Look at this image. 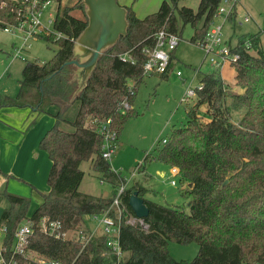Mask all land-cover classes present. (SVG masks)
I'll list each match as a JSON object with an SVG mask.
<instances>
[{
    "label": "trees",
    "instance_id": "obj_1",
    "mask_svg": "<svg viewBox=\"0 0 264 264\" xmlns=\"http://www.w3.org/2000/svg\"><path fill=\"white\" fill-rule=\"evenodd\" d=\"M6 1L9 4L0 8V18L16 22V3ZM179 1L164 0L157 12L144 19L126 7L127 36H122L108 52L114 54L105 63L100 59L87 86L73 102L78 88L77 67L63 66L75 58L74 45L89 20L72 15L73 8L59 10L55 28L66 37L48 38L59 46L54 58L46 63L28 62L18 95L0 97V110L30 107L47 113L52 106L58 108L55 124L40 142V149L52 162L50 191L44 194L42 204L31 214L28 198L2 191L7 207L0 224L8 226L10 245L16 230L27 219L36 224L45 217L61 221L64 230L70 232L89 230L86 217L108 210L118 219V208L112 207L115 196H94L79 190L85 176L80 167L92 161L94 170L110 183L124 180L103 158L101 123L112 119L119 140L128 119L136 115L132 108L122 109V103L128 100L133 104L145 78L147 55L143 50L154 48L156 35L162 30L181 38L182 29L189 24L194 29L191 41L203 42L223 0H200L197 12L179 8ZM235 50L241 58L231 68L235 69V85L241 92L234 93L218 71L204 74V88L196 104L187 108V125L173 131L155 158L177 168L182 184H192L183 190L192 199L187 204L189 212L146 199L143 186L126 189L120 206V243L126 254L121 264H264V51L260 35L240 39ZM125 54L127 59H123ZM173 59L174 51L170 66ZM170 66L161 75L163 79L168 78ZM76 102L79 111L70 122L74 131H64L60 124ZM233 113L242 116L235 120ZM148 160L149 156L140 170H145ZM135 191L149 208L143 224L129 205ZM131 218L137 221L131 224ZM172 242L197 243L198 255L192 261L175 260L169 251ZM29 248L63 264H114L113 258L107 256V237L101 232L83 249L81 243L57 240L36 225Z\"/></svg>",
    "mask_w": 264,
    "mask_h": 264
},
{
    "label": "rangeland",
    "instance_id": "obj_2",
    "mask_svg": "<svg viewBox=\"0 0 264 264\" xmlns=\"http://www.w3.org/2000/svg\"><path fill=\"white\" fill-rule=\"evenodd\" d=\"M118 2L121 6L133 8L137 17L144 19L157 12L164 0H118ZM199 4L200 0H180L178 7L192 8L197 12ZM82 5L83 7L80 8ZM65 8H73L71 14L78 18L86 16L88 20L91 19L88 14L89 7L83 1L79 3L78 0H62L61 3L55 5L56 10L63 11ZM214 25L222 26L224 42L233 47L242 38L260 35L264 51V0H239L232 17L216 16ZM180 26L182 27L181 23ZM193 35L194 29L190 24L182 29L179 45L174 50V59L168 78L163 79L161 75L157 74L146 75L139 85L133 104L130 103L136 115L128 119L110 159L112 169L120 173L124 180L120 184L114 185L94 170L92 161H85L80 167L85 173L79 188L81 192L113 198L118 194L120 186L131 189L139 185L147 190L146 199L164 206L184 208L189 212L187 204L192 199L183 193V190L187 189V185L181 183L180 177L172 173V168L169 165L155 158L159 149L163 147L162 140L169 139L175 129L187 125V108L197 102L196 99L189 104L181 102L188 88L198 87L204 74L215 71L208 62L209 58H207L203 47L191 41ZM0 42V97H16L26 64L33 61L49 62L59 50L57 43L48 41L47 36L43 35L32 43L30 49L22 52V58H16L12 43L20 44L19 39L1 32ZM76 45L77 47L85 46L82 41H76ZM114 47L106 49L101 55L103 63L114 54V52L108 53ZM224 70L225 68L220 71L222 76ZM178 72L182 73L181 78L177 75ZM234 72L233 68L228 73L225 70V80L232 84L234 93H240L241 89L235 85ZM130 84L134 85L132 82ZM51 112H55L54 108ZM77 114L78 102L68 109L65 117L69 121H74ZM233 116L235 120H239L242 114L233 113ZM54 124L52 115L41 114L35 123L29 121L27 127L42 132V140ZM65 128L70 129L69 125H66ZM147 156H149V160L145 170H140ZM47 159L44 172L40 173V168L36 165L27 170L28 173L42 180L45 185L43 189L32 191L27 181H19L12 173L10 174L14 177L8 175L9 182L0 187V223L3 211L7 207V202L2 195L4 189H7L9 193L28 198L31 202L29 210L31 214L42 204L44 193L46 194L50 187L48 179L51 164L48 157ZM173 180L176 185L172 184ZM85 221L90 230L96 229L94 216H87ZM169 251L175 260L192 261L198 255L199 245L194 242L190 244L172 242L169 244Z\"/></svg>",
    "mask_w": 264,
    "mask_h": 264
},
{
    "label": "built area",
    "instance_id": "obj_3",
    "mask_svg": "<svg viewBox=\"0 0 264 264\" xmlns=\"http://www.w3.org/2000/svg\"><path fill=\"white\" fill-rule=\"evenodd\" d=\"M14 10L17 14L16 22H7L0 18V33H7L19 39L12 43V48L15 51L14 57L22 58V52L30 49L32 43L42 37L63 39L66 36L56 30V21L59 10L55 9V5L60 3L58 0H13ZM239 0H223L218 12L219 15H227L230 18L236 8ZM9 3L6 0L0 2V8H4ZM180 37L175 34L166 33L164 30L156 35V44L154 48H146L143 52L147 55V60L144 64V75H162L167 71L171 63V53L179 45ZM1 44V42H0ZM198 45L202 46L207 53L208 62L215 71L220 72L225 67H231L241 58L235 47L227 44L223 40L222 26L212 24L206 38ZM250 47V44L248 43ZM125 54L123 59H127ZM135 63L134 61H132ZM221 74V73H220ZM177 75L181 78L182 73ZM132 86V84H131ZM204 85L196 88H188L187 92L181 99L182 103L189 104L195 100L198 93L202 91ZM122 109H131V104L128 100L122 103ZM99 133L102 137V155L103 158L110 161L114 153L115 144L118 142V135L113 125V120L108 119L101 123ZM162 143H167V138L162 140ZM174 175H179L177 168L172 169ZM173 185L176 182L172 181ZM126 190V186H120L118 194L115 195L112 207L118 208V219L110 215V210L101 215H92L95 217L96 229L87 230L79 229L73 232L65 231L61 221L50 220L43 218L39 224H36L32 219H27L22 223L14 234L12 244L8 241V226L0 225V264H63L58 260L48 259L40 256L32 251L30 246L31 237L35 233V226L38 225L40 230L57 240H70L79 242L84 249L93 238L101 232L107 237V256L112 257L114 264H121L125 257L120 243V230L122 221V194ZM132 219V218H131ZM128 222L134 224L136 219ZM143 224V222L141 221ZM74 264V263H72Z\"/></svg>",
    "mask_w": 264,
    "mask_h": 264
},
{
    "label": "crops",
    "instance_id": "obj_4",
    "mask_svg": "<svg viewBox=\"0 0 264 264\" xmlns=\"http://www.w3.org/2000/svg\"><path fill=\"white\" fill-rule=\"evenodd\" d=\"M230 69L232 68L225 67L227 73L230 72ZM224 72L222 78L225 80ZM233 78H235V72ZM225 82L232 86L230 82L226 80ZM53 108L55 112H51ZM57 112L58 108L56 106L50 107L47 113L35 112L30 107H6L0 110V169L2 171L0 173V187L7 185L9 182L8 175L13 176L10 173L14 174L19 181H27L32 191L45 187L41 179L27 171L36 165V167L40 168V173L44 172L48 160L47 157L49 158L48 154L40 149L42 132L30 129L27 124L29 121L30 123H35L41 114L52 115L55 122L54 115ZM64 119L65 121L60 124L61 129L73 132L74 128L70 123L73 121L67 120L65 116ZM66 125H69L70 129H66ZM24 130L25 132H23ZM49 161L52 167L50 158ZM185 184L190 188V183Z\"/></svg>",
    "mask_w": 264,
    "mask_h": 264
},
{
    "label": "water",
    "instance_id": "obj_5",
    "mask_svg": "<svg viewBox=\"0 0 264 264\" xmlns=\"http://www.w3.org/2000/svg\"><path fill=\"white\" fill-rule=\"evenodd\" d=\"M82 1L89 7L88 14L91 18L88 26L77 39V41H82L85 46L77 47L75 43V58L63 66L74 65L77 67L75 79L78 81V88L74 92L71 102L87 86L104 51L116 46L122 36H127L129 27L128 10L121 6L118 0ZM191 187L192 184H190ZM129 205L138 220L142 221L149 216V208L138 191L131 195Z\"/></svg>",
    "mask_w": 264,
    "mask_h": 264
}]
</instances>
